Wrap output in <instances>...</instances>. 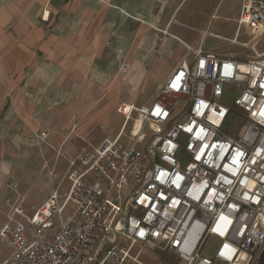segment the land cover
<instances>
[{"label": "built area", "instance_id": "obj_1", "mask_svg": "<svg viewBox=\"0 0 264 264\" xmlns=\"http://www.w3.org/2000/svg\"><path fill=\"white\" fill-rule=\"evenodd\" d=\"M241 1L232 44L245 27L264 32V0ZM243 46L253 61L188 47L192 60L149 106L118 108L124 125L114 140L62 156L68 171L50 197L32 216L17 208L24 222L0 230L14 251L4 264H144L147 251L185 264H264V54ZM227 87L234 88L230 106ZM134 113L140 124L124 145ZM47 136L37 138L47 143ZM211 239L217 243L208 255ZM164 259L159 264H169Z\"/></svg>", "mask_w": 264, "mask_h": 264}, {"label": "crops", "instance_id": "obj_2", "mask_svg": "<svg viewBox=\"0 0 264 264\" xmlns=\"http://www.w3.org/2000/svg\"><path fill=\"white\" fill-rule=\"evenodd\" d=\"M198 1L0 0V210L9 200L3 194L8 177L22 186L21 177L44 179L39 199L34 192L41 185L31 187L33 179L25 185L26 198H18L15 203L16 199L10 197L12 209L0 230L23 220L16 214L17 208L32 216L62 182L68 163L60 172L52 160L65 159L61 156L74 159L85 148L78 145L70 130L95 122L99 125L100 116L106 118L105 110H99L101 87L96 81L124 76L130 84L140 81L145 87H161L184 60H192L188 47L214 53L205 48L203 40V33L210 32L201 30L199 45L194 46L195 38L187 40L183 30L188 27L187 18L200 5ZM186 8L184 19L178 20ZM126 87L129 84L121 89V105H134L127 97L123 99ZM74 114H78L79 121H73ZM114 116L112 112L107 119ZM123 125L124 117L116 137ZM33 129L46 130L47 143L36 140ZM28 156L45 158L48 180L46 174H39L40 170L30 169L28 175L18 170L16 162L23 157L24 165L26 161V166L32 168L34 162ZM57 176L60 179L55 185ZM66 181L71 183L67 178L63 185Z\"/></svg>", "mask_w": 264, "mask_h": 264}, {"label": "rangeland", "instance_id": "obj_3", "mask_svg": "<svg viewBox=\"0 0 264 264\" xmlns=\"http://www.w3.org/2000/svg\"><path fill=\"white\" fill-rule=\"evenodd\" d=\"M198 2H201L199 6L195 9L193 13L190 14V17H188L187 26L186 28H183L185 31V34L187 36V40H189L191 37H194L196 40V43H193L194 46L199 45V40L201 38V30L210 32L209 35L205 37V48L210 49L215 54L219 56H225L230 57L234 59H239L243 61H253L255 59V54L252 51L246 50L243 46V44L254 46L255 49L259 54H264V32L260 33H251L248 28H243L239 31L238 41L239 44H232L229 40H232L235 37L237 26H238V19L239 15L241 13V6L242 2L241 0H199ZM187 12V8L183 9L180 13L178 20H183ZM213 15H216L217 17H213ZM178 25L175 24L174 28H176ZM194 28V29H193ZM214 36H221L225 38L224 40L218 39ZM189 38V39H188ZM123 66H121L120 69H122ZM125 67V66H124ZM124 73H126L124 71ZM117 76V75H115ZM123 77V78H122ZM97 84H99L100 88V98H99V110L104 111L106 114V118H102L100 116L99 118V125L98 122L92 123L89 126H82L78 128L73 127L69 134H73V138H76L75 140L78 142L79 146H85L89 149H92L91 145H97L100 143L103 139V137H110L104 140H114L116 137V134L118 133L123 116L118 113V108L121 106L122 99L120 96H122L123 92H121L123 86L126 84H129V87H126V91L124 93L123 99H126V97L129 100L133 101V104L141 108L143 106H149L154 97L156 96L159 84H150L148 87H145V83L140 81H134L132 84L127 82V79H125L124 76L121 77H115L113 79H104L96 81ZM153 86V87H151ZM228 93V99L224 100L225 104L230 106L232 104V97H234V88L233 87H227L226 88ZM109 94L106 96V93ZM78 99V98H75ZM121 100V101H120ZM65 102V101H64ZM63 102V104H64ZM115 104V111H112V105ZM67 105H72L71 102H68ZM183 107V103L180 102L177 109H181ZM112 112H114V117H111L110 119H107L108 115H112ZM132 120L129 122V125L126 130V135L122 139L121 143L124 145L128 144V136L130 135L132 125L134 124L135 120H138V114L134 113L132 115ZM73 121H79L78 114H74L72 116ZM110 120V121H108ZM108 121V123L106 122ZM107 123V124H106ZM105 125V127H104ZM238 124L235 123L234 127L230 126L228 128L229 131H234L235 127H237ZM65 130H62L64 132ZM32 136L36 139L37 135H40L42 132L47 133L45 130L36 131L33 129ZM147 133H150L147 131ZM77 134V136L75 135ZM48 137V136H47ZM79 140V141H78ZM103 140V141H104ZM40 141V140H39ZM102 141V142H103ZM101 142V143H102ZM43 143V142H40ZM77 145V146H78ZM55 146L53 145V148ZM56 148V147H55ZM140 149L143 148V146H139ZM57 152L60 154V150H57ZM62 155V153H61ZM62 157V156H61ZM55 158L54 156H51V159ZM27 159L31 160V162H34V165L31 166L32 168H28L26 166V161L24 165L25 158H21L19 161L16 162L18 166V170L22 172V170L26 171V174L28 175L30 169H36L40 170L41 172L39 174L44 175L46 174L47 180H48V170L44 168L45 164V158H41V156H28ZM55 161V166L59 168L58 170L63 172V170L67 167V162L63 158H57ZM53 165V164H52ZM55 170V169H54ZM11 177H8L3 183L4 187V199L10 200V197H13L14 200L16 199L15 203L18 201V198L20 200H23L28 195V188H25V185H28L31 179H33V183L30 185L31 187H35L38 183L41 185L39 187V190L36 187V192L34 194L36 195V198L39 199L42 196V192L44 191V179L43 177H36L34 178L30 176H25L24 178L21 177L20 182H23L25 184L24 186L19 185L18 182H14L10 179ZM59 177H55L56 183L59 181ZM47 182V181H46ZM47 185V184H46ZM71 183L69 181H66L63 185V192L67 194L70 190ZM126 191L124 190L121 192V195L123 199L126 198ZM23 193V194H22ZM30 193V192H29ZM41 194V195H40ZM46 194V193H45ZM7 201L5 206L0 210L2 211V215L0 216V228L2 227L3 223L7 221V215L11 212L12 202ZM30 200L34 201L32 197H30ZM12 204V205H11ZM74 205L70 204L68 209L63 215V219L67 220L69 216L71 215V212L74 211ZM32 215V214H30ZM4 218L6 219L4 221ZM22 220V219H21ZM55 228L57 229L60 225L59 218H55ZM24 222V220H22ZM216 240L211 239L208 244L207 254L211 255L214 246L216 245ZM141 246H137L134 251L131 252L132 256H136L138 253V250ZM13 256V251L8 247V245L0 238V264H4L5 260L8 258H11ZM161 256L165 258L164 260L167 261L169 264H185L184 261L175 255H167L162 254L159 252H151L147 251L146 254L141 256L140 260L144 264H159L161 262Z\"/></svg>", "mask_w": 264, "mask_h": 264}, {"label": "bare ground", "instance_id": "obj_4", "mask_svg": "<svg viewBox=\"0 0 264 264\" xmlns=\"http://www.w3.org/2000/svg\"><path fill=\"white\" fill-rule=\"evenodd\" d=\"M140 124V120H138V122H137V125H139Z\"/></svg>", "mask_w": 264, "mask_h": 264}]
</instances>
